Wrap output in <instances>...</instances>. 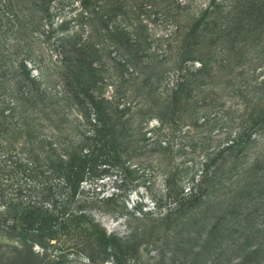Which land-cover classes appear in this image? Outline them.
I'll use <instances>...</instances> for the list:
<instances>
[{"label":"trees","instance_id":"16d2710c","mask_svg":"<svg viewBox=\"0 0 264 264\" xmlns=\"http://www.w3.org/2000/svg\"><path fill=\"white\" fill-rule=\"evenodd\" d=\"M50 1L0 0V241L42 247L71 240L85 223L86 201L79 197L93 193L105 175L119 173V181L128 178V161L138 150L130 143L140 130H131L130 105L100 91L116 71L123 84H137L136 93L151 94L153 85L166 77L162 59L166 55L157 60V47L180 56L174 66L178 81L154 102L156 106L145 103L159 128L167 120L177 122L180 115L192 117L188 88L200 72L221 79L220 71L242 58L238 42L254 46L262 42L254 56L262 71L251 77L253 71L243 73L247 79L229 98L238 103L223 110L231 116L228 128L238 113L236 127L226 131L223 143L201 155L190 187L174 193L179 200L173 202L176 209L191 208L189 200L207 196L216 186V175L223 180V174L233 171L256 139L264 136V39L259 38L263 32L256 38L247 36L253 29L264 30V2L243 17L239 16L249 1L228 9L217 2L182 27L169 24L179 5L165 7L172 15L160 21L166 34L156 37L145 33L139 18L150 8L149 0H61L56 12L65 4L71 7L70 16L55 25ZM205 39L208 49L198 53L196 48ZM126 71L130 73L125 75ZM215 107L201 124L216 116ZM159 144L155 142L153 152L166 150ZM226 162L230 168L221 175ZM164 183L168 197L169 180Z\"/></svg>","mask_w":264,"mask_h":264},{"label":"rangeland","instance_id":"374dc122","mask_svg":"<svg viewBox=\"0 0 264 264\" xmlns=\"http://www.w3.org/2000/svg\"><path fill=\"white\" fill-rule=\"evenodd\" d=\"M59 1H50L53 25L68 20L70 16L71 7L65 4H60L62 8L56 12ZM247 1L249 5L239 17L254 13V6L264 2L149 0L150 8H146L139 18L146 25L145 33L157 37L166 34L161 30L160 21L165 15H172L166 13L165 7L175 9L176 4L179 5L176 17L169 19V24L182 27L196 19L207 6L220 2L228 9V5ZM71 28L69 24V30ZM261 32L259 38L263 40L264 30L261 29H253L247 36L256 38ZM206 41L200 40L196 48L198 53L208 49ZM261 44L254 46L238 42L242 58L220 71L221 79L208 78L206 73L200 72L188 88L192 91L187 94L190 97L187 104L193 109L192 117L190 113L180 115L177 122L167 120L166 125L159 128L155 119L147 114L145 103L156 106L158 103L154 102L164 98L178 81L179 74L174 66L180 56L165 54L157 47V60L166 55L162 58L166 61L163 68L166 77L153 85L148 95L136 93V83L123 84L117 72L112 73L109 76L111 83L100 92L130 105V112L134 114L131 130H140L139 136L130 143L133 150L138 149L134 151V158L128 161L131 173L123 181H119L122 177L119 173L105 175L97 181L93 193L89 191L79 197L86 201L83 205L85 223L75 231L76 236L71 240L50 241L42 247L35 243L17 244L1 240L0 264H264V160H261V156L264 157V136L256 139L233 171L223 174V180L218 181L219 174L216 175L213 180L216 186L207 196L189 200L193 205L191 208L176 209L174 206L179 203L174 193L178 189L185 192L190 187L189 179L197 173L201 155L223 143L227 138L226 131L236 127L238 113L228 128L227 119L231 116L223 110L238 103L236 98H229L236 86L247 79L243 73L251 70L253 73L248 76L251 77L262 71L254 61ZM154 45L151 44L152 50ZM210 48L214 52L217 46L213 44ZM141 59L145 60L146 56ZM193 68L198 69L199 64L194 62ZM128 73L126 71L125 75ZM139 105H143L141 110ZM214 105L216 116L201 124ZM155 142H160V147L166 150L153 152ZM257 159L258 164H252ZM215 165L210 171H214ZM229 168L227 162L222 165L221 175ZM234 172H240V176H233ZM166 179L172 192L168 197ZM83 188L85 191L87 186Z\"/></svg>","mask_w":264,"mask_h":264}]
</instances>
